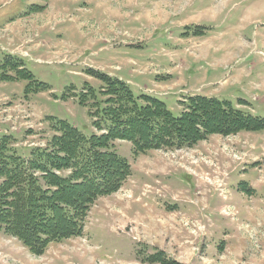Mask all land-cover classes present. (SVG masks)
<instances>
[{
  "label": "rangeland",
  "instance_id": "obj_1",
  "mask_svg": "<svg viewBox=\"0 0 264 264\" xmlns=\"http://www.w3.org/2000/svg\"><path fill=\"white\" fill-rule=\"evenodd\" d=\"M9 56L49 87L0 82V136L23 156L47 145L48 118L97 133L102 84L88 69L176 117L178 101L203 96L264 119V0H0V64ZM166 73L173 84L151 88ZM85 85L94 96L81 106ZM114 144L132 173L95 202L82 235L38 256L0 232V264H264V130L137 157Z\"/></svg>",
  "mask_w": 264,
  "mask_h": 264
},
{
  "label": "trees",
  "instance_id": "obj_2",
  "mask_svg": "<svg viewBox=\"0 0 264 264\" xmlns=\"http://www.w3.org/2000/svg\"><path fill=\"white\" fill-rule=\"evenodd\" d=\"M86 73L102 84L103 107L90 113L97 133L86 136L66 121L48 118L53 135L28 156L13 149L12 136H0V232L33 255H42L51 243L80 237L95 202L118 192L130 177L131 167L115 152V141L129 142L137 157L154 150L192 149L211 135L264 130V119L227 101L190 96L179 102L182 112L176 117L161 100L135 96L116 77L91 69ZM20 80L34 84L27 95L49 90L21 60L7 57L0 64V82ZM93 96L85 85L78 102L86 106Z\"/></svg>",
  "mask_w": 264,
  "mask_h": 264
},
{
  "label": "crops",
  "instance_id": "obj_3",
  "mask_svg": "<svg viewBox=\"0 0 264 264\" xmlns=\"http://www.w3.org/2000/svg\"><path fill=\"white\" fill-rule=\"evenodd\" d=\"M166 75H167V77H164V76H162V78L164 79H161L160 81H153L152 82V85H151V88H153L154 86L155 87H158L159 85H167V84H169V83H172L173 82V80H172V77L168 74V73H166ZM139 76H143V75H139ZM117 78H119V79H121L122 81H124L121 77H117ZM124 82H126L127 84H129V85H131V82L129 81V80H126V81H124ZM156 83L158 84V85H156ZM173 84V83H172ZM164 88H168L167 86H164ZM144 89H146V87L144 86ZM149 90V89H148ZM172 92H174V91H169L168 93H166V95L167 94H170V93H172ZM165 93H159V94H156V95H158V96H162V95H164ZM120 144H122V142H120ZM115 145V144H114Z\"/></svg>",
  "mask_w": 264,
  "mask_h": 264
}]
</instances>
